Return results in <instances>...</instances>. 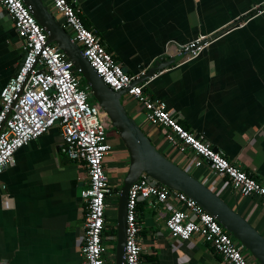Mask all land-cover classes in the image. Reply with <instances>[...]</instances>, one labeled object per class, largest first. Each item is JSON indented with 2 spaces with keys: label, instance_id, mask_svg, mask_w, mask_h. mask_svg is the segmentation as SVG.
Instances as JSON below:
<instances>
[{
  "label": "crops",
  "instance_id": "crops-1",
  "mask_svg": "<svg viewBox=\"0 0 264 264\" xmlns=\"http://www.w3.org/2000/svg\"><path fill=\"white\" fill-rule=\"evenodd\" d=\"M67 1L74 4L83 25L100 38L123 72L135 75L145 70L140 79L152 67L179 58L169 54L172 48L222 30L252 6L264 2ZM22 46L0 8V89L14 75ZM155 75L141 81L146 82L143 92L163 102L183 129L264 184V14L227 32L196 58L177 62ZM123 104L161 154L216 194L264 239V204L257 197L240 196L226 178L214 173L192 152L179 153L168 146L164 130L149 126L141 108L128 96H124ZM108 141L112 154L105 158L104 174L108 179L109 172L118 183L128 159L113 134ZM59 146V131L52 127L19 149L13 165L0 174V264H82L79 248L85 204L80 191L86 186V173L81 164L62 156ZM195 162L199 166L195 167ZM167 212L165 204L137 202L141 264H226L197 237L186 241L170 237L164 227ZM109 218L106 211L105 251L111 230ZM112 255L113 246L111 258L106 251L105 264H112Z\"/></svg>",
  "mask_w": 264,
  "mask_h": 264
},
{
  "label": "built area",
  "instance_id": "built-area-1",
  "mask_svg": "<svg viewBox=\"0 0 264 264\" xmlns=\"http://www.w3.org/2000/svg\"><path fill=\"white\" fill-rule=\"evenodd\" d=\"M51 13L59 16L60 26L79 47L83 58L113 92L125 91L142 110L145 122L164 130V140L179 153L192 152L199 161L227 179L242 197L254 196L264 204V184L232 165L212 147L183 129L166 110L163 102L143 92L139 82L145 70L128 75L102 46L100 38L87 29L67 0H43ZM0 8L9 17L14 33L22 41L24 59L17 71L0 89V174L14 163V154L50 128L59 131V153L86 173V186L80 191L85 204L83 239L79 248L82 264H105L103 231L105 200L117 196L104 174V161L110 151L106 133L110 124L95 104L88 103L87 90L71 71L64 55L46 41V35L20 0H0ZM264 14V2L252 6L234 21L207 36H200L169 54L182 62L196 58L214 41L229 31L242 28L249 20ZM151 75L148 79L154 78ZM194 166H199L195 162ZM153 200L165 204L164 227L170 237L186 241L197 237L226 264H249L241 246L208 214L180 192L167 189L141 174L127 191L125 204L124 264H141L136 219L138 201Z\"/></svg>",
  "mask_w": 264,
  "mask_h": 264
},
{
  "label": "water",
  "instance_id": "water-1",
  "mask_svg": "<svg viewBox=\"0 0 264 264\" xmlns=\"http://www.w3.org/2000/svg\"><path fill=\"white\" fill-rule=\"evenodd\" d=\"M20 1L28 8L37 25L43 29L46 41L55 45L66 60L71 63V71L84 84L88 100H93L97 108L105 115L110 124L111 132L114 131L115 140L120 142L126 152L127 168L117 183L112 264H124L123 246L127 191L141 174H145L157 184L180 192L192 200L241 246L249 263L264 264V239L216 194L167 159L152 145L136 122L125 111L123 104L125 91L113 92L103 84L83 58L79 47L60 26L59 16H54L43 0ZM70 7L74 8V4L70 3ZM24 56L25 53L22 52L14 74L17 73ZM181 60L182 55L176 59H167L159 64V67H152L148 70L145 77L137 83ZM213 151L216 150L213 149Z\"/></svg>",
  "mask_w": 264,
  "mask_h": 264
},
{
  "label": "rangeland",
  "instance_id": "rangeland-1",
  "mask_svg": "<svg viewBox=\"0 0 264 264\" xmlns=\"http://www.w3.org/2000/svg\"><path fill=\"white\" fill-rule=\"evenodd\" d=\"M50 11H52V10L50 9ZM131 102L135 103L132 100H131ZM113 132L114 131H112L111 133L109 132V133L106 134L107 142H109L108 141V137L111 136L113 134ZM110 143H112V142L110 141ZM108 154L111 155L112 151L108 152ZM110 175L111 174L108 172L107 173V176H108V179H109L108 180V184H109V186L114 187V185H117V183L113 180V177L110 176ZM107 200H109V204H107V206L109 208L107 207L106 211L108 212V216L110 217L108 222H109L110 228L114 230V216H115V207L114 206L116 205V198L114 196L107 197L106 200H105V203H106ZM113 239H114V236L110 235V233H107V241H109L110 243L107 242L106 251H107V254H108L109 258H111V248L113 246ZM243 254H245V252H243Z\"/></svg>",
  "mask_w": 264,
  "mask_h": 264
},
{
  "label": "trees",
  "instance_id": "trees-1",
  "mask_svg": "<svg viewBox=\"0 0 264 264\" xmlns=\"http://www.w3.org/2000/svg\"><path fill=\"white\" fill-rule=\"evenodd\" d=\"M78 81H79L80 86H81V87H84V84L82 83V81H81L79 78H78ZM88 103H90V104H94V101H93V100H89ZM114 191L117 192V191H118V188H115ZM109 233H110V235L114 236V230H113V229H111V230L109 231Z\"/></svg>",
  "mask_w": 264,
  "mask_h": 264
}]
</instances>
